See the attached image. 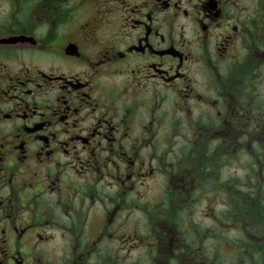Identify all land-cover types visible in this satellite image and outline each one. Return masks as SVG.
Masks as SVG:
<instances>
[{
    "label": "flooded vegetation",
    "instance_id": "af4514ba",
    "mask_svg": "<svg viewBox=\"0 0 264 264\" xmlns=\"http://www.w3.org/2000/svg\"><path fill=\"white\" fill-rule=\"evenodd\" d=\"M0 264H264V0H0Z\"/></svg>",
    "mask_w": 264,
    "mask_h": 264
}]
</instances>
